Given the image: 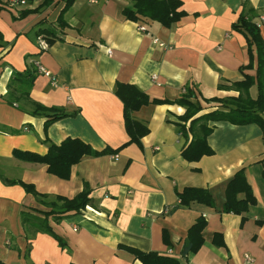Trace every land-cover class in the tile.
Segmentation results:
<instances>
[{
    "label": "crops",
    "instance_id": "crops-1",
    "mask_svg": "<svg viewBox=\"0 0 264 264\" xmlns=\"http://www.w3.org/2000/svg\"><path fill=\"white\" fill-rule=\"evenodd\" d=\"M0 0V261L5 264H143L126 247L183 260L189 228L206 220L204 243L190 254L188 264H264V137L256 124L211 123L208 143L214 153L197 162L182 157L189 144L177 123L186 109L178 105H147L132 114L148 134L140 145H125L130 137L124 107L116 95L118 83L130 84L151 99L174 101L187 87L200 99L238 97L223 90L243 80L241 68L250 57L245 37L232 29L240 16L259 23L264 40V0H180L186 13L167 28L158 22H133L124 10L133 0H75L57 20L64 0L24 17L43 0H26L11 8ZM146 28L145 32L139 30ZM54 32L49 45L45 34ZM48 44L41 46V41ZM164 44L165 46H160ZM39 62L51 74H40ZM256 64V62H255ZM36 71L28 97L8 96L17 75ZM245 74L255 76L253 70ZM17 86V85H16ZM257 96V88L250 91ZM207 113L218 104H205ZM58 109L68 116L45 127L46 113ZM80 139L95 151L119 149L117 154L84 156L63 180L44 164L25 162L14 151L45 155L51 144ZM257 204L237 215L224 213L225 191L240 170ZM32 185L45 202L72 199L85 186L90 204L61 222H50L67 245L50 234L27 233L21 215L50 208L28 193ZM186 187L205 188L213 207L180 204ZM39 215V214H38ZM223 236L225 247L213 244Z\"/></svg>",
    "mask_w": 264,
    "mask_h": 264
},
{
    "label": "trees",
    "instance_id": "trees-1",
    "mask_svg": "<svg viewBox=\"0 0 264 264\" xmlns=\"http://www.w3.org/2000/svg\"><path fill=\"white\" fill-rule=\"evenodd\" d=\"M55 0H43L41 5L35 10L24 11L21 17L29 13L40 11L54 4ZM65 5L58 17L59 26H65V13L71 8L75 0H64ZM182 6L180 0H133V6L126 8L124 14L126 18L133 22H142L150 20L158 22L164 27H171L178 22L186 13L179 10ZM232 29L241 33L248 45L250 62L241 68L243 80L235 82L231 87L222 86L223 90H234L239 93L238 97H225L212 99H200L199 94L192 88L187 87L180 98L170 101L161 99H151L146 93L134 85L118 83L116 95L122 101L124 107V121L129 141L123 145L132 143L140 145L141 139L148 134V128L133 120L132 114L147 105H178L186 109L184 115L180 117V123H177L178 131L187 139H191L189 144L182 151V157L189 162H197L205 156H211L214 151L208 143L209 136L213 133L214 127L211 123L227 122L233 125H258L264 137V40L259 26L245 16H240L238 21L233 24ZM39 34H45L47 43L52 45L55 41L54 32L51 30L39 31ZM3 42V36L0 32V46ZM256 62V64H255ZM256 75L245 74V70H253ZM36 71L29 70L17 75L15 81L9 85L8 96L19 93L28 97L29 91L33 86ZM17 85V86H16ZM256 86L257 96L255 99L250 96V89ZM218 104L213 110L202 114L207 109L205 104ZM36 112L46 113V129L55 121L68 116L65 113H59L58 109H47L37 106ZM122 148V147H121ZM106 148L103 151H95L89 144L80 139H66L60 145L51 144L45 155H38L31 152L14 151V156L22 161L44 164L48 167V172L57 177L67 180L71 175V168L79 163L84 156H102L106 154H117L121 149ZM0 178L7 184H14L15 181ZM20 184L24 189L33 194L38 201L47 205L49 211H35L37 215L23 212L21 215L23 226L27 233L35 235L36 233H47L52 235L61 245L66 248V243L57 236L50 226V222H61L65 218L76 215L90 204V189L85 186L83 191L72 199L57 197L53 202H45L47 196L40 195L32 185L22 182ZM180 204L189 207L192 204H200L207 207H213V197L209 190L205 188L186 187L179 192ZM257 204L256 197L251 185L246 179L244 169L238 171L229 181L225 191V202L223 206L224 213H233L242 215L246 213L251 206ZM39 214V215H38ZM206 227V220L202 217L189 228L188 236L182 248V258L188 264L190 254L199 251L204 243L203 231ZM213 244L218 247H225V242L221 234H215ZM127 250L139 259L143 264H183L181 260L167 256L159 255L155 252H142L135 248L126 247ZM0 264H5L0 261ZM74 264V263H71Z\"/></svg>",
    "mask_w": 264,
    "mask_h": 264
},
{
    "label": "built area",
    "instance_id": "built-area-1",
    "mask_svg": "<svg viewBox=\"0 0 264 264\" xmlns=\"http://www.w3.org/2000/svg\"><path fill=\"white\" fill-rule=\"evenodd\" d=\"M8 4H9V6L11 8L19 9L21 7L26 6L27 5V1L26 0H9L8 1ZM261 20H264V17H262ZM257 25L260 26L259 23H257ZM139 30L141 32H145L146 31V28L144 26H140L139 27ZM41 46L43 48H47L48 47V44L45 41L42 40L41 41ZM160 46H165V45L164 44H160ZM34 64L37 67L38 73L44 74V75H46L48 77L51 76L50 72L42 64H40L39 62H35Z\"/></svg>",
    "mask_w": 264,
    "mask_h": 264
}]
</instances>
